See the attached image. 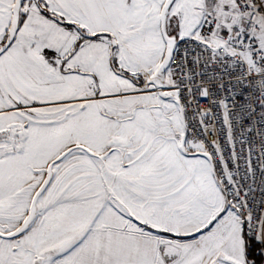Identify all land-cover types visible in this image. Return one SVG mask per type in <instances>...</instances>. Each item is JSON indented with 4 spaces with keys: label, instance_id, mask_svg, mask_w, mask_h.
Here are the masks:
<instances>
[{
    "label": "snow or ice",
    "instance_id": "6c2138e0",
    "mask_svg": "<svg viewBox=\"0 0 264 264\" xmlns=\"http://www.w3.org/2000/svg\"><path fill=\"white\" fill-rule=\"evenodd\" d=\"M0 264H264V0H0Z\"/></svg>",
    "mask_w": 264,
    "mask_h": 264
}]
</instances>
